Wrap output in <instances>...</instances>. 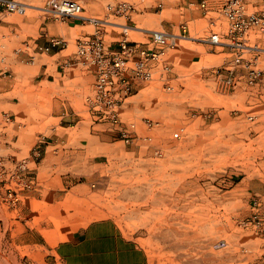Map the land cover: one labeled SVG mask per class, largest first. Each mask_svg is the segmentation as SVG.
Returning a JSON list of instances; mask_svg holds the SVG:
<instances>
[{"label":"rangeland","instance_id":"374dc122","mask_svg":"<svg viewBox=\"0 0 264 264\" xmlns=\"http://www.w3.org/2000/svg\"><path fill=\"white\" fill-rule=\"evenodd\" d=\"M19 1L26 4L13 12L19 17L77 22L70 37L52 35L64 43L49 49L69 43L64 52L85 65L27 86L25 107L0 125V264H58L54 244L103 217L151 264H236L234 251L254 247L241 224L250 188L264 193V72L250 83L244 67L264 57L252 48L264 46V33L232 29L222 0H127L122 13L106 6L123 0H79L90 18L65 19L40 10L45 0ZM262 7L254 0L243 12ZM121 23L129 40L145 41L148 29L182 36L151 62L149 79L132 84L113 122L87 101L96 48L78 46L97 36L115 48ZM213 33L228 46L211 42ZM237 50L245 60L235 61ZM228 76L234 85L224 83Z\"/></svg>","mask_w":264,"mask_h":264},{"label":"crops","instance_id":"0c3cea01","mask_svg":"<svg viewBox=\"0 0 264 264\" xmlns=\"http://www.w3.org/2000/svg\"><path fill=\"white\" fill-rule=\"evenodd\" d=\"M1 1L0 125L3 126L11 114L15 117L17 109L25 107L21 98L27 86L52 82L57 78L56 72H64L63 77H68L67 72H76L75 69L84 63L74 52H64L69 43H65L64 48L45 49L52 35L70 37L77 22L44 21L28 15L19 17L8 12ZM243 4L245 9L254 10V0H243ZM249 39L245 37L244 41ZM238 52L244 54L242 50L235 54ZM38 76L40 79L36 81ZM250 189L251 206V199L264 193L258 187ZM249 238L254 240L252 251L239 248L231 259L236 264H264V232L254 231ZM51 251L58 264H151L146 250L108 217L91 219L77 227L58 240Z\"/></svg>","mask_w":264,"mask_h":264},{"label":"built area","instance_id":"2783aa9c","mask_svg":"<svg viewBox=\"0 0 264 264\" xmlns=\"http://www.w3.org/2000/svg\"><path fill=\"white\" fill-rule=\"evenodd\" d=\"M243 0H222V11L226 17L231 20V28L245 31L254 27V32L264 33V7L250 14L243 12ZM4 8L8 12L23 13L26 7L24 2L19 0H2ZM204 5V2L202 3ZM113 12L122 13L130 7L127 0L118 2L117 4H108L106 6ZM39 9L56 18L65 19L68 17L90 18L81 14L83 6L79 0H45ZM94 21L98 19L94 18ZM125 34L118 39L116 47L108 49L103 46L99 37L81 40L79 47L83 51L85 45H92L96 48L97 55L94 59L96 64L95 79L92 94L87 97L88 104L96 110L101 119H109L116 122L119 117V108L123 100L128 96L132 84L137 80H145L151 77V62L162 61L170 48L176 45V38L182 35L177 33H169L158 29H148L147 39L129 40L127 29L129 25L121 23ZM211 42L227 44V42L219 40L218 34L213 33L210 36ZM64 41L58 37H51L49 45L57 46L63 44ZM256 52H264V46H260L258 42L252 47ZM245 60L241 52L235 54V61L241 62ZM244 67L249 73L248 82H253L261 72H264V57L259 54L254 56V62L246 59ZM232 72V69H229ZM224 83L234 85L231 76L224 78ZM128 139V135L123 133ZM242 226L250 227L254 234V226L259 231L264 232V195H255L251 199L250 213L247 218L241 222ZM226 242L219 240L215 243L216 247H225Z\"/></svg>","mask_w":264,"mask_h":264}]
</instances>
